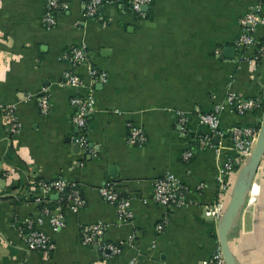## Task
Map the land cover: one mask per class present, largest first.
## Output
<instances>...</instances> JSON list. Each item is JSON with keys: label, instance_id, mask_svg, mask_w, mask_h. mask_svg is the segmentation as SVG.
I'll list each match as a JSON object with an SVG mask.
<instances>
[{"label": "crops", "instance_id": "obj_1", "mask_svg": "<svg viewBox=\"0 0 264 264\" xmlns=\"http://www.w3.org/2000/svg\"><path fill=\"white\" fill-rule=\"evenodd\" d=\"M85 1L68 0L46 27L45 0H0V168L7 173L0 180V264H201L219 245L221 213L213 204L225 208L240 166L230 128L258 130L261 119L264 55L254 58L264 24L253 30L254 45L236 40L243 15L264 17V0H150L141 13L131 0H104L94 17L84 15ZM72 48L87 59L64 60ZM88 64L106 81L92 80ZM66 70L81 87L63 83ZM90 89L81 148L73 141L70 98ZM229 92L259 106L238 114ZM42 94L50 99L45 115L35 100ZM216 106L222 134L197 116ZM132 127L145 137L141 145L128 141ZM229 159L234 170L220 192L219 170ZM166 172L185 187V205L153 201V181ZM57 179L75 183L83 204L64 206L62 225L54 228L59 197L38 183ZM107 182L129 199L131 220H120L100 195ZM28 220L54 243L49 255L28 249L21 234ZM92 224L105 229L103 241L120 245L118 254L106 257L97 244L83 243L82 229ZM228 244L238 264H264V155Z\"/></svg>", "mask_w": 264, "mask_h": 264}, {"label": "built area", "instance_id": "obj_2", "mask_svg": "<svg viewBox=\"0 0 264 264\" xmlns=\"http://www.w3.org/2000/svg\"><path fill=\"white\" fill-rule=\"evenodd\" d=\"M104 0H86L84 4V15L86 17H94L98 14V8L103 4ZM150 0H131V9L135 12L141 13V8L144 4ZM263 0H258L261 2ZM68 0H45V14L43 22L46 27H51L56 22L55 13L60 10L68 8ZM241 26V32L238 35L236 43L238 46L254 45L256 39L253 36V30L258 24H264V17L254 11L247 12L239 20ZM264 55V45L258 47L255 55V60ZM62 58L67 62L74 64L77 62H84L87 59V54L82 48H72L62 53ZM88 75L92 80L100 82L106 81V74L100 71L97 67L88 64ZM63 83L71 87H81L82 80L80 77L72 72L66 70L62 76ZM40 113L45 115L50 109V99L47 94H42L35 98ZM227 101L235 104V110L238 114H243L245 111L253 109L259 106L258 99L250 98L246 100L238 99L233 92L227 94ZM94 102L93 91H90L86 95L75 94L70 98V103L74 107L75 112L72 118L73 125L77 128V133L73 136V141L81 148L87 146L85 129L87 115ZM220 107L216 106L210 112H198L197 116L200 123L209 127L210 131L215 134H222L224 131L220 128L219 119ZM177 117L180 122H184L185 117L181 111H177ZM257 129L252 127H242L234 125L230 128L233 139V148L236 151L239 165H241L244 158L250 153L253 147L254 141L257 135ZM145 140V137L139 129L131 128L128 141L134 144L141 145ZM234 160H227L220 168L218 176L219 191H225L227 189L226 176H228L234 170ZM6 171L0 168V180L6 176ZM38 187L44 193H56L58 197H62L66 193V189L69 187L67 193V199L69 200L68 207L73 210H77L82 204L83 199L80 191L75 183H70L64 179H57L53 181H39ZM185 187L180 185L178 179L171 172H166L162 176L156 178L153 181L152 187V199L155 203L165 207H180L186 204L185 202ZM100 195L109 203L115 206L117 216L120 220H131L133 213L130 209L129 199L119 194L115 188L114 183L107 182L100 186ZM40 200V199H39ZM213 209L216 214L222 213L223 209L221 201L213 204ZM56 213L50 216V222L54 228H59L62 225V207L58 205L56 207ZM45 213L50 214L48 208L45 209ZM40 222V219H38ZM33 220H28L25 223V230H21L22 237L29 250H35L43 255H49L54 249V243L50 238L38 230L34 226ZM162 225H158L161 228ZM105 229L100 224H92L82 229L81 238L85 244H97L102 249L104 256L116 255L121 251L120 245L103 241L102 236ZM129 264H135V261H130ZM201 264H226L219 245L216 247L209 260H204Z\"/></svg>", "mask_w": 264, "mask_h": 264}, {"label": "water", "instance_id": "obj_3", "mask_svg": "<svg viewBox=\"0 0 264 264\" xmlns=\"http://www.w3.org/2000/svg\"><path fill=\"white\" fill-rule=\"evenodd\" d=\"M144 8H147V6H144L142 9ZM98 10H101V6ZM261 103L263 105V109L256 139L250 153L244 158L241 165L237 169L236 176L231 187L229 200L217 221L218 244L226 264H238L229 248L228 235L237 221L255 172L260 164L261 158L264 155V102L261 101ZM55 197H58V194H55Z\"/></svg>", "mask_w": 264, "mask_h": 264}, {"label": "trees", "instance_id": "obj_4", "mask_svg": "<svg viewBox=\"0 0 264 264\" xmlns=\"http://www.w3.org/2000/svg\"><path fill=\"white\" fill-rule=\"evenodd\" d=\"M257 43V42H256ZM261 45H263L260 41L257 43V46L260 47ZM263 106V105H262ZM69 192V187L66 189V193L60 197L59 199V203L57 205H60L62 208L66 205L69 204V200L67 199V193ZM54 203V201L52 202ZM22 230L24 231L25 230V224L23 225V228Z\"/></svg>", "mask_w": 264, "mask_h": 264}]
</instances>
